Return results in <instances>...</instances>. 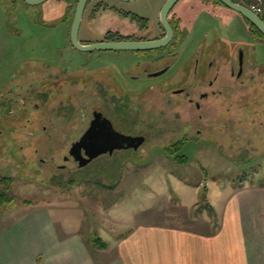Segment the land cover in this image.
Here are the masks:
<instances>
[{
	"label": "rangeland",
	"instance_id": "rangeland-1",
	"mask_svg": "<svg viewBox=\"0 0 264 264\" xmlns=\"http://www.w3.org/2000/svg\"><path fill=\"white\" fill-rule=\"evenodd\" d=\"M104 1L146 18L147 29L137 31L136 22L113 12L89 22L88 4L78 31L80 41H100L109 29L142 39L161 34L159 18L166 0ZM74 3L0 0V192L6 194L0 197V225L44 205L55 223L65 218L70 228L92 241L97 234L118 236L139 221H164L165 212L174 209L181 222L200 216L201 191L197 205L183 207L192 199L188 187L192 183L222 187L264 181V38L253 36L239 13L223 4L210 8L208 0H178L168 13L170 22L183 14L196 17L185 39L174 38L164 47L146 51H82L69 40L72 21L65 12L71 4L72 14ZM190 5L195 10H188ZM259 15L264 19V11ZM238 48L243 51L244 69L249 65L252 74L246 70L250 74L235 84L228 61L236 58ZM196 57L198 75L212 62L209 76L219 72L213 81L221 90L209 98L202 119L193 104L166 101L159 87L166 82L170 92L180 83L193 85L190 69ZM164 63L170 67L162 76L128 78ZM97 80L109 92L119 83L125 93L135 94L131 102L139 109L138 126L123 130L142 134L144 142L129 157L125 156L130 152L117 151L77 166L65 155L69 142L86 126L82 115L95 102ZM34 101L38 111L32 107ZM42 123L47 128H40ZM30 124L39 128H28ZM179 139L184 142L173 148L178 156L174 158L166 148ZM116 154L124 158L117 159ZM112 200L113 206L104 210Z\"/></svg>",
	"mask_w": 264,
	"mask_h": 264
},
{
	"label": "crops",
	"instance_id": "crops-1",
	"mask_svg": "<svg viewBox=\"0 0 264 264\" xmlns=\"http://www.w3.org/2000/svg\"><path fill=\"white\" fill-rule=\"evenodd\" d=\"M178 17L191 32L196 17ZM188 187L193 196L183 205L187 210L205 189L200 216L181 222L169 210L164 221H139L118 236L107 232L92 241L65 218L55 223L44 205L27 209L0 225V264H264V181Z\"/></svg>",
	"mask_w": 264,
	"mask_h": 264
},
{
	"label": "flooded vegetation",
	"instance_id": "flooded-vegetation-1",
	"mask_svg": "<svg viewBox=\"0 0 264 264\" xmlns=\"http://www.w3.org/2000/svg\"><path fill=\"white\" fill-rule=\"evenodd\" d=\"M77 1L78 0H75V3H74L73 11L71 14V21L73 19V15H74L75 6H76ZM89 1L90 0H87L85 7H84L83 15H82V18H83L84 12H85L88 4H89V8L87 9V12H85L86 13L85 19L89 22L94 20V19H97L98 17L100 18V16H102L103 14H106L109 12H113L116 14L118 13L119 15H122L121 12H126V11L120 10L119 8L115 7L112 4H109L108 2H106L104 0H96V1H93L91 3ZM208 1L214 7H217V5H214L211 0H208ZM65 14H66V12H65ZM211 15L215 16L214 13H212ZM122 16H124V15H122ZM124 17L127 18L128 21H130L132 23L133 22L137 23L136 24L137 25V31H143L144 29H147V24L144 25V22H137V21L131 20V18L129 16H124ZM177 18L179 19V17H177ZM169 22H170V20H169ZM180 24H181V21H180ZM159 26L161 27L160 22H159ZM107 31L117 32L118 34H121L123 36H129L130 39H128V40H141L142 39V37H140V36H138V37L134 36L133 37L132 34H126L125 35V34L119 32L118 30L109 29ZM187 35H188V29H186V28H182L180 36H176V31H174V29H173V38L170 41V43L174 40V38L183 39L184 36L186 37ZM163 36H164V30L161 27V34H159L158 36H154L152 39L161 38ZM102 40H108V39L102 38L100 41H102ZM121 40H124V39H121ZM80 42H82V41H80ZM82 43H87V42H82ZM141 51H146V50H141ZM236 53H237L236 58L229 60L228 66L230 68V72L232 74V77L236 81L235 84L236 83L239 84L238 79L243 75L250 74V73H247L246 70H249V72H251V74H252V69L248 68L249 65L247 68L244 69V64H243V59H242V56H243L242 49L238 48ZM164 55L162 54V56H164ZM160 56L161 55H159L158 57H160ZM240 58H241V63H240ZM211 64H212V62L208 61L207 66H205L202 70V74L198 75L197 70H198V65H199V57H196L193 59V64H192V67L190 69V75H191L190 78L195 80V83L193 85H189L188 83H183V84L180 83V85L178 87L172 88L169 90L170 92H168L167 88H168L169 84H167L166 82H160L161 84H159V87H160L161 91H163L162 93H163L164 99L166 101H170V102L176 100L179 103L181 102L179 100H182V102L186 101L188 104H193L195 106V108L197 109V111L199 112L197 114V118L202 119L203 113L206 112L205 109L207 108V105L210 103L209 98L213 97L217 94H220V91H221L219 88V85L214 84V81H213L214 79L218 78L219 72H216L215 75L210 79V76H209L210 71L209 70L211 68ZM224 65H226V64L224 63ZM169 67H170V65L168 63H164L159 68H157L155 71L145 72L143 75H141V74H135V75L131 74L130 75L129 74L128 78L131 80L141 81L145 76L149 77V78L150 77H159V76L164 75L168 71ZM186 79H188V78H186ZM98 82L100 83V84H98L100 86L99 92L95 93L94 97H92V99L95 102L94 103L92 102L90 112L88 114L85 113L82 115L83 121H87V122H85L86 126H85V128H83V130L81 131V133L78 135L77 138H74L73 140H71L69 142V148L67 151L68 154L65 155L66 160H71L77 166H79L78 161H76L74 159V157L69 153V149L71 148L73 143H75L76 141H78L80 139L82 134L92 124L94 125V128L101 130L102 133H104L105 137H106V135L109 136V134H110L109 129L113 128L114 131L117 133V134L112 135V137H113L112 143H114V144L117 142L119 135H128L131 137L142 135L140 133H136V132L135 133H129V132H126L123 130L124 128H137V126H138V122H139L138 119L140 116L139 109L135 104H133L131 102V100H132L131 96H133L135 94H131L130 92L125 93L123 87L119 83L115 86L113 92H109L108 91L109 88L106 86V84H103L101 81H98ZM229 84H231V83H229ZM139 85H141V84H139ZM139 87L140 86H137V87L131 86L130 88H131V90L135 91V89H140ZM149 87L152 89L153 85L151 84ZM233 93H235V92L230 91V95H232ZM174 97H177V99H175ZM19 100L21 102H24V100L22 98H20ZM12 101H13V98L11 99V102ZM205 106H206V108H205ZM32 107L38 111V104L36 101H34L32 103ZM184 120H185V122H187V120H188L190 123V127H192L191 126L192 122L187 116L184 118ZM26 126L28 128H39L38 125H34V124L33 125L30 124V125H26ZM209 126H211V124ZM10 127L12 128L13 126H10ZM40 128H47V126L44 123H42ZM171 128H176V127H171ZM182 128H183V126H182ZM199 129L202 130V128H198V130ZM124 142L125 141L123 139L119 140V143H124ZM128 142L134 143L135 140H132V141L129 140ZM143 142H144V140H143ZM140 145L137 148H133V147L114 148L111 152L107 151L106 153H103V154L99 155L98 157H102V156H106V155H107V157L113 156L115 154V152H117V151L120 153H122L123 151H128V152H130V155H126L125 157H127V156L129 157L132 155V152L136 151L140 147ZM85 148L86 147H84V146L81 147V154L84 156H85ZM121 155L122 154H116L115 158L120 159ZM123 158H124V156L121 157V159H123ZM105 159H107V158H105ZM63 166H65V165L62 164L61 167H63Z\"/></svg>",
	"mask_w": 264,
	"mask_h": 264
},
{
	"label": "water",
	"instance_id": "water-1",
	"mask_svg": "<svg viewBox=\"0 0 264 264\" xmlns=\"http://www.w3.org/2000/svg\"><path fill=\"white\" fill-rule=\"evenodd\" d=\"M30 5H38L46 0H23ZM130 1V0H124ZM178 0H166L163 4L160 12L159 22L164 30V36L157 39H141V40H102L93 43H82L78 38V31L84 11L85 4L87 0H78L75 6V11L73 19L71 22V27L69 31V39L71 45L82 51H89L94 49L101 50H150L158 47H164L170 43L173 38V28L168 20V13L171 8ZM228 8L236 11L241 16L250 21L263 35H264V20L256 13L251 11L248 7L236 3L232 0H220ZM241 63V58H240ZM109 136L104 135L101 130L94 128L92 124L88 129L82 134L80 139L72 144L69 149V153L78 161L79 166H84L92 159L98 157L99 155L111 152L114 148H127L133 147L137 148L144 140L143 135L131 137L128 135H119L117 142L112 143V135L117 134L113 128L109 129ZM116 139V138H115ZM123 139L124 143H119V140ZM135 140L134 143H129L128 141ZM85 148V156L81 154V147Z\"/></svg>",
	"mask_w": 264,
	"mask_h": 264
},
{
	"label": "trees",
	"instance_id": "trees-1",
	"mask_svg": "<svg viewBox=\"0 0 264 264\" xmlns=\"http://www.w3.org/2000/svg\"><path fill=\"white\" fill-rule=\"evenodd\" d=\"M213 2L214 5H219V4H223L221 3L220 0H211ZM71 6V4H69ZM69 5L67 4V10H66V16L67 18H69V16L71 15L69 13ZM224 5V4H223ZM122 15L124 16H129L131 18V20H134V21H137V22H145L146 21V18H143L141 16H138L136 14H133V13H130V12H121ZM243 17V16H242ZM244 18V17H243ZM262 18V17H261ZM263 19V18H262ZM244 20L247 22V24L249 25V32L254 35L255 37H258V38H264V35L250 22L248 21L246 18H244ZM264 20V19H263ZM174 31H176V36H180L181 34V30H182V27H181V24H180V20L178 19L176 22H173L171 21L170 22ZM104 39H108V40H121V39H130L129 36H123L121 34H118L117 32H112V31H107L105 34H104ZM184 142V139L181 140H177L175 141L174 143H172L170 146H168L166 148V150H168V153L174 157V158H178V156H174V149L177 150L178 146L180 144H182ZM200 200H204L205 198V189L202 188V190H200ZM6 194L4 192H0V197L1 196H5ZM3 202V200L0 199V205L1 203Z\"/></svg>",
	"mask_w": 264,
	"mask_h": 264
},
{
	"label": "built area",
	"instance_id": "built-area-1",
	"mask_svg": "<svg viewBox=\"0 0 264 264\" xmlns=\"http://www.w3.org/2000/svg\"><path fill=\"white\" fill-rule=\"evenodd\" d=\"M232 1L248 7L251 11H253L258 15L264 11V0H232Z\"/></svg>",
	"mask_w": 264,
	"mask_h": 264
}]
</instances>
